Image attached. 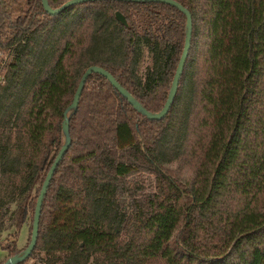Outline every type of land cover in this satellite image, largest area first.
I'll use <instances>...</instances> for the list:
<instances>
[{
	"label": "trees",
	"instance_id": "trees-1",
	"mask_svg": "<svg viewBox=\"0 0 264 264\" xmlns=\"http://www.w3.org/2000/svg\"><path fill=\"white\" fill-rule=\"evenodd\" d=\"M175 1L191 31L167 113L145 118L91 72L68 117L69 144L42 198L34 247L16 264H264V0ZM184 28V15L160 2L85 1L49 15L40 0H0V47L14 45L0 84V118L11 111L14 141L7 146L10 127L0 133V173L18 185L7 198L16 200L14 230L0 243L8 256L22 251L26 224L29 241L83 70L105 69L157 112ZM140 46L151 62L138 78Z\"/></svg>",
	"mask_w": 264,
	"mask_h": 264
},
{
	"label": "water",
	"instance_id": "water-1",
	"mask_svg": "<svg viewBox=\"0 0 264 264\" xmlns=\"http://www.w3.org/2000/svg\"><path fill=\"white\" fill-rule=\"evenodd\" d=\"M85 1H95V0H66L60 6H58L56 8H51L47 4L46 0H40L43 10L49 15L57 14V13L61 12L63 9H65L71 5H74L76 3L85 2ZM116 1L160 2V3L168 4V5L175 7L184 15L185 28H184L183 45H182L181 53L179 55V58H178V61L176 63V67H175V70H174V73H173V76H172V79L170 82V86H169V89L167 92L166 99H165L162 107L159 109V111H157V112L146 111L123 87H121L117 83V81L105 69H103L99 66H96V65H90V66L86 67L83 70V72L81 73V75L77 81V84H76V87L74 89L70 103L68 104V106L66 107V109L62 113L63 119L61 121V133H62V137H63V142H62V145H61L60 149L58 150L57 154L55 155L53 161L51 162L48 170L46 171L45 176L41 182L38 194L36 196V200H35V204H34V208H33L32 220H31V229H30V234H29V241L26 244V246L22 249V251H20L17 254L8 256L1 264H16L18 262L23 261L29 255L30 251L34 247V244L36 241V235H37V224H38V217H39V213H40V205H41L42 198H43L44 193L46 191V188H47L48 182L51 178V175H52L58 161L60 160L61 156L63 155L64 151L66 150V148L69 144L68 117L73 112V110L75 109V107L77 105L78 97L80 95V91H81L82 86H83V83H84L86 77L91 72L97 73V74L103 76L104 78H106L108 80V82L110 83V85L113 88H115L119 94H121L139 113H141L145 118H147L149 120L161 119L167 113V111L169 109V106H170L172 99H173L175 92H176L178 78L181 74L183 63H184V60H185V57L187 54V50L189 47V39H190V31H191V19H190L189 12L187 11L186 8H184L180 3H178L175 0H116ZM114 17L120 23L125 24V20L119 12L115 11Z\"/></svg>",
	"mask_w": 264,
	"mask_h": 264
},
{
	"label": "rangeland",
	"instance_id": "rangeland-1",
	"mask_svg": "<svg viewBox=\"0 0 264 264\" xmlns=\"http://www.w3.org/2000/svg\"><path fill=\"white\" fill-rule=\"evenodd\" d=\"M14 45L10 47H0V84H2V80H4V75L6 73L7 65L11 61V54L12 49ZM140 52L139 57L137 60V64L135 67V72L138 78L142 76V73L146 66L150 65V55L147 53L145 48L143 46H140ZM182 96V94H181ZM179 97L177 101V112L176 115H180L182 112V108L185 105V100H183L182 97ZM9 111H6V116L0 118V133L4 132L7 127L11 128L10 121L7 120V117L9 116ZM173 118V117H172ZM11 142L7 144L9 147H13L14 141L12 140L13 137V128H11ZM7 148V147H5ZM179 161L172 160L169 162V166L172 170H176L178 168ZM144 176V175H143ZM136 180H141L140 177H135ZM17 181L13 177L7 175V177H1L0 173V201H3V205L1 207L2 217H0V243L4 242L5 238L9 236L14 230L12 225V211L15 207L16 200L8 201L7 198L10 197L12 190L15 192L17 191ZM148 190V187L146 188V191ZM28 237V224L24 225L18 233L16 245L19 248H24L26 246ZM3 245V244H2ZM8 257L6 251L2 250L0 248V262H3Z\"/></svg>",
	"mask_w": 264,
	"mask_h": 264
}]
</instances>
